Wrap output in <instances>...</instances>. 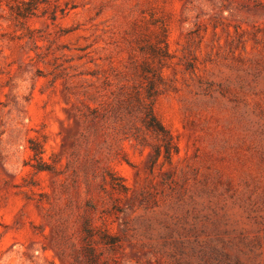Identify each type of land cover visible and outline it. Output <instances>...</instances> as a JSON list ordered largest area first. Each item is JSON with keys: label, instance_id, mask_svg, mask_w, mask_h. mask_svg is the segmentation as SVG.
Wrapping results in <instances>:
<instances>
[{"label": "rangeland", "instance_id": "374dc122", "mask_svg": "<svg viewBox=\"0 0 264 264\" xmlns=\"http://www.w3.org/2000/svg\"><path fill=\"white\" fill-rule=\"evenodd\" d=\"M92 255L264 264V0H0V264Z\"/></svg>", "mask_w": 264, "mask_h": 264}, {"label": "trees", "instance_id": "16d2710c", "mask_svg": "<svg viewBox=\"0 0 264 264\" xmlns=\"http://www.w3.org/2000/svg\"><path fill=\"white\" fill-rule=\"evenodd\" d=\"M29 11H32V10H29ZM27 13L31 14L30 12H27ZM161 36H162L161 42L157 46H154V49L159 52V55H161V57H163V56L167 57V55H168V53L166 52L167 32L165 30H163ZM160 45H163V48H164V50L162 52H161V50L157 49V47H162ZM150 90L152 92L153 88H150ZM149 94H150V92H149ZM152 97H153V95L148 96L145 99H142L141 95H137L136 101L138 103V106L141 109L140 112L143 114V121H144V124H145L147 130L154 132V134H156L158 137H161V140L165 143L164 147L166 149V152H167V154H169L170 149L173 145V139H172L170 132L166 129V127L161 123V121L156 116V114L154 112V108H153L154 103L151 99ZM158 151H160V147H159ZM84 233H85L87 239H90L93 237L92 231L89 229V224H86ZM101 239H102L100 241L101 243H104L105 240L107 239V242L105 244L111 245V246H115L118 242L116 237L110 236L108 233H104ZM93 259H94L93 262L95 264L101 263L100 262V256L94 255Z\"/></svg>", "mask_w": 264, "mask_h": 264}]
</instances>
